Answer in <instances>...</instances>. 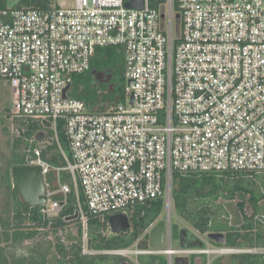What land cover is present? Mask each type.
Returning a JSON list of instances; mask_svg holds the SVG:
<instances>
[{
	"label": "built area",
	"instance_id": "obj_1",
	"mask_svg": "<svg viewBox=\"0 0 264 264\" xmlns=\"http://www.w3.org/2000/svg\"><path fill=\"white\" fill-rule=\"evenodd\" d=\"M175 1L177 13L173 0L162 11L147 0L141 10L125 8L123 0L0 10V79L10 88L12 117L38 122L55 138L64 120L70 153L58 145L64 167L51 166L38 147L28 149L26 164L40 167L44 178L46 202L38 214L46 226L38 231L54 253L55 238L64 243L78 224L81 255H124L91 250L88 219L102 235H117L109 217L124 214L130 223L134 206L160 198L168 208L174 174L264 173V0ZM101 47L122 49L126 84L124 101L97 113L68 92ZM49 172L56 173V188L46 182ZM61 172L70 176L77 204L54 227L71 192L59 181ZM166 219L167 249L137 255H165L168 264L173 256H264V249L204 241L203 248L173 249L169 213Z\"/></svg>",
	"mask_w": 264,
	"mask_h": 264
},
{
	"label": "trees",
	"instance_id": "obj_2",
	"mask_svg": "<svg viewBox=\"0 0 264 264\" xmlns=\"http://www.w3.org/2000/svg\"><path fill=\"white\" fill-rule=\"evenodd\" d=\"M9 0H0V10L7 8L16 9H45L58 7L53 0H18L16 4L8 5ZM125 3L128 0H123ZM168 0H147L148 7L156 10L164 8ZM173 11L177 13L176 1L173 0ZM106 73L109 75L107 84L96 83L95 74ZM124 82L123 52L120 47H101L95 50L91 59L90 68L84 73L73 76L68 96L83 101L86 108L92 111L99 103L109 105L124 101L123 88L117 86L114 79ZM113 87L109 89V85ZM101 93V94H100ZM108 105V106H109ZM9 117V115H7ZM17 127V135L12 138V168L26 166L27 158L31 156L29 148L38 147L41 157L54 167H64L65 162L58 152V145L69 156L68 143L64 130V120H58L56 138L54 131L45 128L38 122L28 119L12 117ZM5 118L0 117V125H5ZM8 134L7 127L3 129ZM46 133L50 144L40 146L39 139ZM29 139L32 142L29 143ZM34 158V156H33ZM11 168V169H12ZM9 192L7 197L11 204L8 208H0V264H125L119 256L96 255L83 256L80 251V225L76 224L77 235L67 234L66 242L62 243L57 238L55 253H50L51 246L48 242L36 243L28 252L24 251L22 244L36 241L40 236L38 229L46 226V221L38 214V207L21 210V202L11 186V170L5 172ZM59 181L71 185V192L67 195L66 204L60 215L54 218L53 225L62 224V218L71 217L77 204L76 192L71 184L70 176L59 173ZM46 182L51 188L57 187L55 172L46 175ZM78 198L84 202L82 191L78 189ZM239 213L238 225H231L224 202L234 201ZM55 200H61V195L56 194ZM171 203L179 217L190 228L203 236L208 233H222L223 244L209 241L212 246L239 248V249H264V173L246 174L244 172L227 171L220 174H190L188 176L172 177ZM84 207V204H83ZM251 210L246 213V208ZM85 208V207H84ZM164 209L162 198L150 200L144 204L133 207L130 228L113 236H104L99 233V223L90 217L87 230L90 238V248L95 251L127 250L136 247L138 250L149 248L148 228L159 220ZM188 231V230H187ZM190 238L195 236L188 231ZM178 236V232L171 226V238ZM42 240V239H40ZM18 248V250H17ZM195 256H192L191 260ZM205 258V256H202ZM223 257H218L211 264H222ZM225 264H264V256L259 253L232 254ZM137 264H168L165 255H137Z\"/></svg>",
	"mask_w": 264,
	"mask_h": 264
},
{
	"label": "rangeland",
	"instance_id": "obj_3",
	"mask_svg": "<svg viewBox=\"0 0 264 264\" xmlns=\"http://www.w3.org/2000/svg\"><path fill=\"white\" fill-rule=\"evenodd\" d=\"M18 0H9L8 5H13L16 4ZM54 4L62 7H70L74 5V0H53ZM178 23L176 22L174 24V27L177 26ZM109 75L106 73H97L95 74V84L96 83H102L103 79L106 81H109ZM115 84L121 88H124L125 86V81L124 82H119V78L116 77L114 79ZM107 83V82H106ZM8 83L4 80L0 79V117L5 118V125H0V208H8L11 204L9 198L7 197V193L9 192L8 189V182L5 180V172L8 171L9 169L11 170V159H12V147H11V141L12 138L16 137L17 135V127L13 119L11 118L12 113H11V102H10V96L8 95ZM105 84V83H104ZM113 87L112 84L109 85V89ZM101 94V93H100ZM108 103H99L95 108H93L92 112H103L107 109ZM9 115V117L7 116ZM8 129V134L4 133L3 129L6 128ZM40 146L42 147L43 145L45 146L46 144H50V139L47 136V134L42 133L39 139ZM11 186L13 187V179L11 180ZM239 201V198H236L234 201H225L224 205L226 208V211L228 213L229 217V222L231 225H238L240 222V213L237 207V202ZM169 213V219H170V226H172L173 230L178 232V236H173L172 238V248L177 249L179 248V232L182 229L188 230L192 232L196 238L206 242L207 244L211 245L209 240L207 239V235L201 236L197 233H195L190 226L183 221L179 215L175 212L173 209L172 203H170V207L166 208L164 207L163 212L161 216L159 217V221H166V217ZM246 213L250 214L251 210L249 207L246 208ZM40 236L36 239V241H28L24 242L22 244V248L24 251L28 252L29 249H32V246L34 247V244L36 243H43L45 240L48 242V244L51 246V251L50 253H54L52 251V245L51 243L44 237L43 233L40 232ZM76 235V234H73ZM42 239V240H40ZM44 241V242H45ZM66 242V240H65ZM64 242V243H65ZM167 247L165 244L160 248V250H166ZM18 250V248H17ZM138 249L136 247H132L130 249H127L124 253V255L120 256L125 260V264H137L136 262V252ZM230 255H223V256H210V257H205L203 258L202 256H195L192 260L190 259V264H211L214 260H216L218 257H223L222 264H225L229 261L228 257ZM174 257H188L189 256H173ZM168 261V259H167Z\"/></svg>",
	"mask_w": 264,
	"mask_h": 264
},
{
	"label": "water",
	"instance_id": "obj_4",
	"mask_svg": "<svg viewBox=\"0 0 264 264\" xmlns=\"http://www.w3.org/2000/svg\"><path fill=\"white\" fill-rule=\"evenodd\" d=\"M145 0H128L124 6L128 9L141 10ZM163 17V15H161ZM180 15L176 14L175 19L179 21ZM69 89L67 86L63 91V98ZM49 124H46L48 126ZM13 187L21 202V210L25 211L32 207L45 204V186L41 169L38 166H14L11 169ZM170 203H171V199ZM167 220V219H166ZM112 233H119L130 228V223L124 214H116L109 217ZM166 221H159L151 229L148 235V245L150 248H161L164 243ZM207 239L216 244H223L224 235L222 233H208ZM205 243L198 238H190L187 230L179 232V247L181 249L203 248ZM172 264H189L188 257H174Z\"/></svg>",
	"mask_w": 264,
	"mask_h": 264
},
{
	"label": "flooded vegetation",
	"instance_id": "obj_5",
	"mask_svg": "<svg viewBox=\"0 0 264 264\" xmlns=\"http://www.w3.org/2000/svg\"><path fill=\"white\" fill-rule=\"evenodd\" d=\"M103 84L105 83V84H107L108 83V80L106 81L105 79H103V81H101ZM107 82V83H106ZM199 257V256H198ZM192 258V256H189V260ZM189 264H190V262H189Z\"/></svg>",
	"mask_w": 264,
	"mask_h": 264
},
{
	"label": "crops",
	"instance_id": "obj_6",
	"mask_svg": "<svg viewBox=\"0 0 264 264\" xmlns=\"http://www.w3.org/2000/svg\"><path fill=\"white\" fill-rule=\"evenodd\" d=\"M58 6V5H57ZM8 85V84H7ZM8 95L10 96V88H9V85H8Z\"/></svg>",
	"mask_w": 264,
	"mask_h": 264
},
{
	"label": "bare ground",
	"instance_id": "obj_7",
	"mask_svg": "<svg viewBox=\"0 0 264 264\" xmlns=\"http://www.w3.org/2000/svg\"><path fill=\"white\" fill-rule=\"evenodd\" d=\"M170 207V204H168V208Z\"/></svg>",
	"mask_w": 264,
	"mask_h": 264
}]
</instances>
